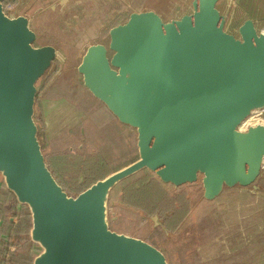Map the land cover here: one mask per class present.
<instances>
[{
    "label": "water",
    "instance_id": "water-1",
    "mask_svg": "<svg viewBox=\"0 0 264 264\" xmlns=\"http://www.w3.org/2000/svg\"><path fill=\"white\" fill-rule=\"evenodd\" d=\"M242 0H190L165 16L132 12L90 45L78 67L85 86L136 129L139 158L71 197L47 166L35 121L37 82L58 57L34 46L24 15L0 0V173L30 208L33 264H170L151 243L110 229L112 189L148 169L176 187L202 177L204 198L264 179V26Z\"/></svg>",
    "mask_w": 264,
    "mask_h": 264
},
{
    "label": "rangeland",
    "instance_id": "rangeland-1",
    "mask_svg": "<svg viewBox=\"0 0 264 264\" xmlns=\"http://www.w3.org/2000/svg\"><path fill=\"white\" fill-rule=\"evenodd\" d=\"M186 1L190 0H6L4 8L10 17L29 18L30 27L37 33L34 46L52 45L58 50V57L37 84L35 121L47 166L69 196L77 197L118 165L127 163L135 154L131 147L136 151L135 133H131L129 150L125 149L126 135L123 141L119 127L107 124L103 111L101 131L88 138L80 136H87L80 123L90 122L83 111L95 109L99 116L102 108H90L87 96L92 97L78 73L87 48L98 43L108 45L110 29L132 12L159 7L169 16ZM242 5L241 16L253 17L262 28L264 0H242ZM61 99L62 104L69 102L67 107L73 108L72 102L79 101L77 108L83 109L79 112L83 117L77 121L73 116L65 118L68 113L63 115V109L56 107ZM260 117L264 120V111ZM182 193L188 199V218L174 230L161 231L121 207L115 192L108 202L110 229L151 243L170 264H264V179L256 186L225 187L216 199L207 200L200 177L183 185Z\"/></svg>",
    "mask_w": 264,
    "mask_h": 264
},
{
    "label": "trees",
    "instance_id": "trees-1",
    "mask_svg": "<svg viewBox=\"0 0 264 264\" xmlns=\"http://www.w3.org/2000/svg\"><path fill=\"white\" fill-rule=\"evenodd\" d=\"M4 6L6 8V0H4ZM79 75L82 77L84 88L92 97L89 99L87 96L88 105H91L90 108H97V105L102 107L99 109V116L95 109L90 111H83V109H80L83 112H86L90 118V122L87 120L86 122L84 121L83 124L80 123V125L85 127V136L87 135L84 137L80 134V136L88 138L92 134H98L101 131V111L106 113L108 117L107 124L113 123L119 127V137L122 138L123 141L125 140L124 134L126 135L127 142H124L125 149L129 150L128 146L131 144V133H135L136 151L133 150V147L130 148V151L133 153L135 152L136 155H132L127 163H121V165H118L117 168H115V171H118L139 158L136 129L121 123L107 106L90 92L84 84L82 74L79 73ZM80 99L81 98H79V100ZM57 103L56 107L59 105V111L60 107L63 109V115L65 112L68 113L65 118L67 116H73L77 121L79 120V117H83V115H79L80 110L77 108L79 101L72 102L75 103L74 108L67 107L69 102H63L62 104V99ZM68 105L71 106L70 104ZM36 107L37 105L35 104V108ZM90 129L93 131L90 132ZM103 145L104 142L101 143V147ZM122 148H124V145ZM114 154L116 157L120 155L116 150L114 151ZM172 187L176 186L164 183L153 172L148 169H143L121 181L114 189H112L110 200L112 195L116 192L119 196L121 207L136 213L139 218L142 217L141 221L153 224L156 226L157 230H174L179 224L181 225L188 218L189 206L187 204L188 199L186 195L182 193L183 185L176 187V192L170 190ZM16 216L18 217L16 220L11 219V217ZM1 220L0 264H33L35 258L42 252V248L31 239V230L33 228L32 214L30 208L27 205L19 203L16 195L8 188L0 195V221Z\"/></svg>",
    "mask_w": 264,
    "mask_h": 264
},
{
    "label": "flooded vegetation",
    "instance_id": "flooded-vegetation-1",
    "mask_svg": "<svg viewBox=\"0 0 264 264\" xmlns=\"http://www.w3.org/2000/svg\"><path fill=\"white\" fill-rule=\"evenodd\" d=\"M261 112H262L261 110H258V111H256L253 115H251V117H249V118L247 119V121L242 125V128H246L249 124H251V123H255V122L260 121V120L264 121V120L260 117Z\"/></svg>",
    "mask_w": 264,
    "mask_h": 264
},
{
    "label": "crops",
    "instance_id": "crops-1",
    "mask_svg": "<svg viewBox=\"0 0 264 264\" xmlns=\"http://www.w3.org/2000/svg\"><path fill=\"white\" fill-rule=\"evenodd\" d=\"M7 189V186L5 184L4 178L3 176L0 174V195L1 193L4 192V190ZM13 220V218H11ZM2 223V221H0V224Z\"/></svg>",
    "mask_w": 264,
    "mask_h": 264
}]
</instances>
